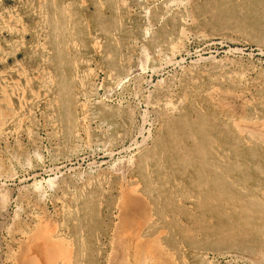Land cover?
<instances>
[{
  "label": "rangeland",
  "instance_id": "rangeland-1",
  "mask_svg": "<svg viewBox=\"0 0 264 264\" xmlns=\"http://www.w3.org/2000/svg\"><path fill=\"white\" fill-rule=\"evenodd\" d=\"M37 231L40 264H264V0H0V264Z\"/></svg>",
  "mask_w": 264,
  "mask_h": 264
},
{
  "label": "bare ground",
  "instance_id": "bare-ground-1",
  "mask_svg": "<svg viewBox=\"0 0 264 264\" xmlns=\"http://www.w3.org/2000/svg\"><path fill=\"white\" fill-rule=\"evenodd\" d=\"M34 234V233H33ZM39 233H38V231H37V236H35V237H33V236H31V237H33L32 239H31V241H30V243L27 245V247H26V249H24L25 250V253H24V256H26V258H25V261H23V263L22 264H38L39 263V261H37V263H35L36 262V260H34L33 259V257H32V255L34 254V253H39V252H43V251H45V250H47L48 249V245H49V242L46 240V239H42V237H40V234L38 235ZM29 238V237H28ZM48 238V237H47ZM30 240V239H29ZM28 240V241H29ZM50 241V240H49ZM24 245V244H23ZM50 246V245H49ZM55 246V245H54ZM53 246V247H54ZM57 247V246H56ZM57 249V248H56ZM23 250V249H22ZM23 250V251H24ZM52 250V249H51ZM58 250V249H57ZM50 251V250H49ZM53 251V250H52ZM55 252H56V250H55ZM22 256H23V254H22ZM43 257V256H42ZM40 258H41V256H40ZM52 257H50V259H51ZM13 262H15V261H13ZM40 264V263H39ZM42 264H43V262H42Z\"/></svg>",
  "mask_w": 264,
  "mask_h": 264
}]
</instances>
